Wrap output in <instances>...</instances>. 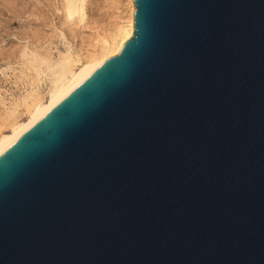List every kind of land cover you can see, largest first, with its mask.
<instances>
[{"label":"water","instance_id":"water-1","mask_svg":"<svg viewBox=\"0 0 264 264\" xmlns=\"http://www.w3.org/2000/svg\"><path fill=\"white\" fill-rule=\"evenodd\" d=\"M134 10L0 155V264H264V0Z\"/></svg>","mask_w":264,"mask_h":264},{"label":"bare ground","instance_id":"bare-ground-1","mask_svg":"<svg viewBox=\"0 0 264 264\" xmlns=\"http://www.w3.org/2000/svg\"><path fill=\"white\" fill-rule=\"evenodd\" d=\"M89 3L90 0H62L63 19L67 26L55 28L53 34L62 46H52L54 43L50 38L49 43L42 44L44 37H39L35 44L31 41L24 44L13 65L1 68L3 75L8 70L13 73V84L22 91L7 101L0 89V155L42 119L92 66L118 54L122 45L132 37L134 0H119L118 13L110 28L102 34L97 33L87 44L78 45L77 26H87Z\"/></svg>","mask_w":264,"mask_h":264},{"label":"rangeland","instance_id":"rangeland-1","mask_svg":"<svg viewBox=\"0 0 264 264\" xmlns=\"http://www.w3.org/2000/svg\"><path fill=\"white\" fill-rule=\"evenodd\" d=\"M118 1L90 0L91 4L89 3L86 9L87 26L80 28L79 25L78 29L76 28L78 45L87 44L95 39L97 33L102 34L110 28L118 13ZM60 2L62 3V0H0V70L8 64H14L18 59L17 52L28 41L35 44L39 37H44V39L41 38L42 44L52 40L54 43L52 46H62L57 38H53L55 28L60 29V26H67ZM115 2H117L116 5ZM50 34L52 35L49 37ZM36 35L38 38L34 37ZM34 38L37 39L34 41ZM5 73L6 75H3L0 72V89L9 101L14 95L17 97L22 90L13 84V73L9 70Z\"/></svg>","mask_w":264,"mask_h":264}]
</instances>
